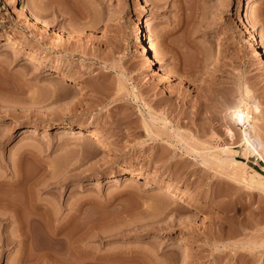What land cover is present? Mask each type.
Masks as SVG:
<instances>
[{
    "label": "rangeland",
    "instance_id": "1",
    "mask_svg": "<svg viewBox=\"0 0 264 264\" xmlns=\"http://www.w3.org/2000/svg\"><path fill=\"white\" fill-rule=\"evenodd\" d=\"M245 1L264 47V0ZM239 2L0 0V264H264L258 178L206 160L232 148L263 173L229 118L242 97L249 110L248 89L264 138V62L246 49ZM140 18L150 19L153 70L138 49ZM31 54L85 84L75 106L54 74L27 64ZM71 121L110 141L60 133ZM127 169L140 181H122ZM180 190L187 199L164 197Z\"/></svg>",
    "mask_w": 264,
    "mask_h": 264
},
{
    "label": "bare ground",
    "instance_id": "2",
    "mask_svg": "<svg viewBox=\"0 0 264 264\" xmlns=\"http://www.w3.org/2000/svg\"><path fill=\"white\" fill-rule=\"evenodd\" d=\"M140 1L142 3L141 4L142 7L146 9L145 7L149 5V0H140ZM237 10L240 12V15H241L240 16V26L248 34V38L246 39V49L248 50V52H251V53L256 52L258 55V58L261 59V62H264V47L262 45L258 31L254 29L255 27L253 28V26H249L250 25V15L248 11H246V1L245 0H240ZM259 11L257 13H259ZM31 16L34 18L35 22L42 23L41 18L39 17L40 15L37 14L35 11L31 12ZM260 19L261 18H259V20ZM149 21H150L149 18H147L146 20H144V18H140L136 26V32L138 35V43H139L138 49H140V51H142L143 56L146 57L147 67L153 70L157 68L158 56L153 51V49L149 47V37L147 35V30H146V24L149 23ZM44 26L46 27V30H49V31L53 30V29H50V26H48L47 24ZM71 34L72 33H69L68 31V35L72 36ZM226 36H228V34H226L225 32L224 37ZM12 43H14L13 39L11 37H8L5 45H9ZM28 59H29L27 62L28 65L37 64L38 69H40L41 67H44L48 70L47 71L48 74H54V79L57 81L56 82L57 85L59 86L61 91L66 92V94L68 92L69 94L71 93L73 96L74 93L75 94L77 93V91H82L84 89L85 84L81 80L70 78L67 74L59 70L57 67L51 66L45 63V61L41 60L38 56L31 54ZM159 70L161 73L165 74L170 79H172V81H182L180 80V77H178L175 73L166 70L163 66H160ZM246 96L251 103V106H248L249 110H247L248 108L243 107V103L246 101L242 102V99H243L242 97L239 102L231 106L229 118H231L232 122L236 126L243 125L244 127L240 129V137H241L240 143H242V147L244 148V150L248 154L256 155L264 161V138H263L262 132L259 127V124H260L259 116L262 113L260 102L254 97L249 95L248 89H246ZM65 103L68 106L69 105L75 106V104L78 103L77 96H73V97L70 96V98L66 100ZM34 127L36 126L24 128V131L33 132ZM73 131L76 134H78L80 138H83V137L86 138V136H88L89 138H92V142H91L92 145L93 144L94 145L95 144L105 145L107 142L110 141V138H108V136L103 135L96 128V125L93 122L80 123L76 121H71V122H67L66 124H64L63 127L60 129V133H63V134L66 132L70 133ZM227 135L228 137L233 139L235 136L234 130L229 128L227 131ZM177 137L179 141H182L183 140L182 138L184 136L180 132H177ZM188 148H189L188 150L190 151L191 150L198 151L197 147L195 148L188 147ZM237 152L238 151L233 150L232 148L228 151L221 150L220 152L218 151V152L212 153V155H210V157H208V159L206 160H208L209 163H212L216 165L217 167H219V169L226 170V172L232 171L233 176H235L234 178L237 177L236 179H239V180L243 179L241 181H245L246 183L251 181V178L256 175V177L258 178V184L260 185L258 186L257 184V186L264 189V166L261 167L263 169L262 170L263 173L257 171L255 168L251 167V165H249L248 162L239 161L236 158ZM126 172L127 174L126 176L122 178V181H131V180L140 181L139 179H141V176H143L142 173L137 172L136 170H132V169H127ZM147 183H148L147 184L148 188L150 187L154 188L155 191L157 192H163L166 184L173 185V183L170 180H165L164 183L166 184L162 183V184L155 185L152 182H147ZM188 194L189 192L186 190H180L178 193L166 191L164 194V197L166 199H170L172 201L178 202V201L187 199ZM86 255L87 253L85 252V250L83 249L81 250L80 248V251H78V257H80V259H84ZM88 261L89 259L81 260L80 264H93Z\"/></svg>",
    "mask_w": 264,
    "mask_h": 264
}]
</instances>
